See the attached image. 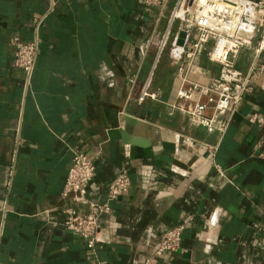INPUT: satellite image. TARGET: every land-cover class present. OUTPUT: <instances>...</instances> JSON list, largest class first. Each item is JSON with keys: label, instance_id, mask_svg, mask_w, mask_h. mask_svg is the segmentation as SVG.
<instances>
[{"label": "crops", "instance_id": "0c3cea01", "mask_svg": "<svg viewBox=\"0 0 264 264\" xmlns=\"http://www.w3.org/2000/svg\"><path fill=\"white\" fill-rule=\"evenodd\" d=\"M174 3L163 11L142 0H0V264H264V124L251 121L264 119V75L225 130L192 125L173 108L178 62L168 51L155 63ZM13 37L37 38L29 81L13 66ZM256 47L238 56L243 73ZM194 73L207 82L219 65L205 54ZM145 87L151 96L139 103ZM77 152L94 158L88 201L104 203L122 171L131 182L99 219L106 243L94 254L63 225L64 208L88 211L61 199ZM179 225L180 249L154 257Z\"/></svg>", "mask_w": 264, "mask_h": 264}, {"label": "built area", "instance_id": "2783aa9c", "mask_svg": "<svg viewBox=\"0 0 264 264\" xmlns=\"http://www.w3.org/2000/svg\"><path fill=\"white\" fill-rule=\"evenodd\" d=\"M146 9L161 7L167 10V0H142ZM43 19L34 20L35 32ZM183 45H178L180 35ZM156 58L169 50L173 60L178 62L177 78L180 86L173 108L189 117L196 127L207 133L225 130L230 116L235 112L246 95L254 90V76L264 75V0H175L168 11L163 30L156 36ZM257 41L254 52L256 64L249 72L243 73L236 62L240 53ZM14 48L13 66L21 70L27 80L31 79L39 52L37 38L23 42L18 37L10 40ZM219 65V73L207 82L192 77L199 69L203 55ZM193 74V75H192ZM148 87L141 91L138 102L150 97ZM252 122L264 124V119L254 116ZM94 158L84 152L74 154L62 187L61 199L75 205L87 204L88 211L80 214L74 207H66L64 227L81 237L88 251L94 254L98 245L106 243L101 236L99 219L111 214L112 203L128 194L131 182L127 171L118 174L106 191L104 203L87 200V190L95 177ZM184 225L170 228L162 235L154 257L176 253L182 243ZM146 264H151L147 260Z\"/></svg>", "mask_w": 264, "mask_h": 264}, {"label": "water", "instance_id": "95a60500", "mask_svg": "<svg viewBox=\"0 0 264 264\" xmlns=\"http://www.w3.org/2000/svg\"><path fill=\"white\" fill-rule=\"evenodd\" d=\"M183 39H184V35L181 34L180 37H179V40H178V45L182 46L183 45ZM125 122L126 123H129L131 125H134L135 124V119L134 118H131L129 116H126L125 118ZM147 144V142H139V140H133L132 139V144Z\"/></svg>", "mask_w": 264, "mask_h": 264}, {"label": "rangeland", "instance_id": "374dc122", "mask_svg": "<svg viewBox=\"0 0 264 264\" xmlns=\"http://www.w3.org/2000/svg\"><path fill=\"white\" fill-rule=\"evenodd\" d=\"M169 50H167L166 52H168Z\"/></svg>", "mask_w": 264, "mask_h": 264}]
</instances>
